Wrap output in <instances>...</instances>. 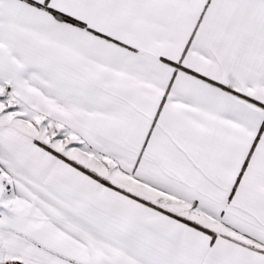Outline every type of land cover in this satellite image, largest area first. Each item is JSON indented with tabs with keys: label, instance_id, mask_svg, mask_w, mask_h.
I'll list each match as a JSON object with an SVG mask.
<instances>
[{
	"label": "snow or ice",
	"instance_id": "6c2138e0",
	"mask_svg": "<svg viewBox=\"0 0 264 264\" xmlns=\"http://www.w3.org/2000/svg\"><path fill=\"white\" fill-rule=\"evenodd\" d=\"M0 264H264V0H0Z\"/></svg>",
	"mask_w": 264,
	"mask_h": 264
}]
</instances>
